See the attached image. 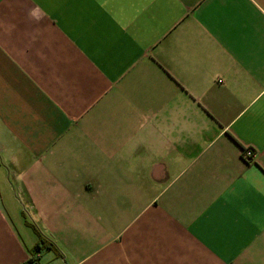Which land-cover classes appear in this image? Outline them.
Returning <instances> with one entry per match:
<instances>
[{
    "label": "crops",
    "instance_id": "obj_1",
    "mask_svg": "<svg viewBox=\"0 0 264 264\" xmlns=\"http://www.w3.org/2000/svg\"><path fill=\"white\" fill-rule=\"evenodd\" d=\"M0 264H264V0H0Z\"/></svg>",
    "mask_w": 264,
    "mask_h": 264
},
{
    "label": "trees",
    "instance_id": "obj_2",
    "mask_svg": "<svg viewBox=\"0 0 264 264\" xmlns=\"http://www.w3.org/2000/svg\"><path fill=\"white\" fill-rule=\"evenodd\" d=\"M46 246L51 248H56L53 242H51L50 240L46 239L45 237L41 236V234H39V240L35 244L33 251L35 252L40 251L43 247Z\"/></svg>",
    "mask_w": 264,
    "mask_h": 264
},
{
    "label": "built area",
    "instance_id": "obj_3",
    "mask_svg": "<svg viewBox=\"0 0 264 264\" xmlns=\"http://www.w3.org/2000/svg\"><path fill=\"white\" fill-rule=\"evenodd\" d=\"M243 155L246 159H251L254 156V149L252 147L244 148Z\"/></svg>",
    "mask_w": 264,
    "mask_h": 264
}]
</instances>
